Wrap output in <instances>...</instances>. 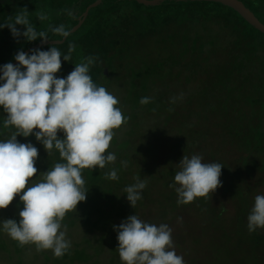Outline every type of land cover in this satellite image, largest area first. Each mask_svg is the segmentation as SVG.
Returning <instances> with one entry per match:
<instances>
[{"label":"trees","instance_id":"trees-1","mask_svg":"<svg viewBox=\"0 0 264 264\" xmlns=\"http://www.w3.org/2000/svg\"><path fill=\"white\" fill-rule=\"evenodd\" d=\"M146 1L0 0V67L13 64L17 52L28 53L42 42L38 49L55 46L62 55L72 47L71 59L61 57L56 76L66 78L75 65L93 57L88 74L118 98L117 107L127 117L113 130L107 150L115 154V163L82 170L86 200L61 222L82 228L83 240L62 257H46L54 264H124L114 226L136 215L172 229L175 251L184 264H264V229L250 233L247 227L255 197L264 195V0H239L257 23L215 0ZM123 6L138 9L133 14L119 12ZM20 14L48 38H14L4 25ZM123 16L132 23L121 28L120 42L112 48L113 26ZM175 23L181 31L165 29ZM196 23L201 27L195 29ZM60 26L70 33L67 37L54 33ZM16 27L26 31L23 25ZM149 32L161 35L147 41ZM140 46L143 52L136 56ZM124 58L127 63L119 70L116 64ZM143 97L150 103L142 105ZM6 118L0 107V140L16 131L4 126ZM63 137L58 132V138ZM17 140L38 149L37 174L30 184L56 163L66 162L55 148L47 152L35 135ZM192 155L224 166L222 186L207 197L178 205L174 177L183 156ZM113 169L116 180L106 176ZM136 177L147 183L133 208L124 189L136 183ZM22 209L16 196L0 209V222L19 223ZM4 232L0 223V264H22L27 245L7 240ZM6 253L8 263L3 262Z\"/></svg>","mask_w":264,"mask_h":264},{"label":"clouds","instance_id":"clouds-1","mask_svg":"<svg viewBox=\"0 0 264 264\" xmlns=\"http://www.w3.org/2000/svg\"><path fill=\"white\" fill-rule=\"evenodd\" d=\"M16 25L25 26L26 31L21 33ZM4 26L14 38L21 35L27 41L48 38L46 32L30 26L24 14ZM53 31L63 37L70 34L63 26ZM72 50L70 47L65 55L55 46L47 51L34 49L31 54L19 51L14 56L17 64L9 62L0 67V81H4L0 84V107L7 114L4 126L16 129L9 139L0 140V209H6L16 196L23 204L19 223L14 219L0 223L21 246L33 244L37 251L50 249L55 257H62L71 247L66 239V226L61 230V222L67 212L86 200L88 189L84 187L82 170L103 169L115 163V154L107 150L115 135L113 130L127 121L117 107L118 98L95 84L88 74L93 57L75 65L66 78L56 76L62 66L61 57L69 61ZM140 103L148 104L150 98L143 97ZM58 132L64 133L63 139L58 138ZM31 135L47 152L58 150L66 162L56 163L38 182L30 184L37 174L38 149L30 142L20 143L17 136ZM122 163L126 166V162ZM179 165L181 170L174 177L178 205L207 197L222 186L220 176L224 166L219 163H205L202 156L192 155L183 156ZM106 176L118 179L115 169ZM146 183L136 177V183L124 189L133 208L142 199ZM247 221L250 233L264 229V195L255 197ZM114 229L124 264H184L183 257L175 251L172 229L167 224L157 226L131 215Z\"/></svg>","mask_w":264,"mask_h":264},{"label":"rangeland","instance_id":"rangeland-1","mask_svg":"<svg viewBox=\"0 0 264 264\" xmlns=\"http://www.w3.org/2000/svg\"><path fill=\"white\" fill-rule=\"evenodd\" d=\"M174 1L178 2V1H182V0H174ZM137 9H138V7L123 6V8L119 12L127 11V12H130V13L133 14V13H135V11ZM117 16H120V15L116 14L115 17H117ZM120 19L121 20L119 22H117L119 25L115 24L113 26L114 32H113L112 37H111L113 39V40H111L112 41L111 42L112 48L117 46L119 44V42H120L121 34H122L121 28H124V27L127 28V26L132 23V18H131V21L129 20L130 18L125 17V16L121 17ZM196 24H197L196 25L197 27L194 26L195 29L201 27L198 23H196ZM116 26H118L120 28L119 29L118 28L115 29L114 27H116ZM165 29H171V30L172 29H176L177 31H181V27L176 25V23L175 24H171L169 27H166ZM161 33H166V32L163 31ZM161 33L156 32V33L153 34V32H149L148 33L149 35L146 34L147 38L145 37L146 38L145 40L150 41V40H152L155 37L154 35H158V34L161 35ZM148 38H150V39H148ZM138 48H139L138 49L139 52L137 51L138 54H136V56L142 54V52H143L142 50H143L144 46H140ZM104 53H105V51H104ZM132 54L135 55V53H132ZM106 55L107 54H104V58L106 57ZM126 63H127V58H124V59L120 60L119 63H117L116 65H118V69L121 70L122 67H124V65H126ZM124 133H125V130H122L120 135L121 134L123 135ZM64 226L65 225H62V229L61 230H64ZM84 236H85V232L83 231L82 228H79V227H67L66 226V239L71 242V247L70 248H74L76 243H80L83 240ZM4 237L7 240H9V238H10L7 235L6 232H4ZM88 251H90L92 253H95V249H88ZM46 254H48L51 258L54 257L52 250L49 249V250L37 251L35 245L28 244L24 248L23 263L22 264H54L52 260H48L47 259V257H46L47 255ZM7 255L8 254L6 253L5 259L3 260L4 263H8L10 261V259L8 257H6ZM77 264H91V263H83V262H81V263H77Z\"/></svg>","mask_w":264,"mask_h":264},{"label":"water","instance_id":"water-1","mask_svg":"<svg viewBox=\"0 0 264 264\" xmlns=\"http://www.w3.org/2000/svg\"><path fill=\"white\" fill-rule=\"evenodd\" d=\"M140 1L148 3V1H146V0H140ZM157 1H160V0H157ZM215 1L223 2L225 4L230 5L231 7L237 9L243 16L247 17V19L257 23V20L253 17L252 13L239 0H215ZM43 43H45V42H42V43L37 44L34 47H32L27 54H30L34 49H38L40 47V45H42ZM13 64L14 65L17 64V61H15ZM0 75H2V72H0Z\"/></svg>","mask_w":264,"mask_h":264}]
</instances>
